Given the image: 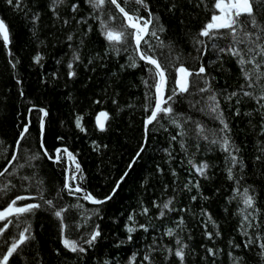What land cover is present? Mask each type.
Segmentation results:
<instances>
[{
	"label": "trees",
	"instance_id": "obj_1",
	"mask_svg": "<svg viewBox=\"0 0 264 264\" xmlns=\"http://www.w3.org/2000/svg\"><path fill=\"white\" fill-rule=\"evenodd\" d=\"M72 3L79 6L78 11H72ZM148 3L165 28L158 33L164 47L151 38L153 48L149 54L165 63L166 57L171 58L173 64L169 71L173 74L180 64L193 71L201 64L205 66L200 86H204L207 79L217 94L231 129L227 135L239 148L235 154L242 161L243 169L238 164L233 169L235 179L230 180L228 153L219 144L209 142L224 133H219L222 125L213 118L214 114L207 109L198 110L205 107L201 97L208 93L185 94L172 103L186 133L183 137L172 140L181 129L163 115L158 123L149 125L145 133V118L150 115V111L145 112L149 103L146 94L153 96V106L155 103V89L144 83V80L153 83L147 71L151 65L134 57L139 67H121L129 63L130 55L134 56V42L129 38L127 51L122 50L118 55L102 34L97 13L85 0H65L58 8V16L51 10L52 0H22L19 9L0 0V18L9 27L10 40L5 46L0 36V170L14 151L19 157L9 169L13 175L0 178V187L7 179L15 185L7 192H0V210L17 195L36 197L20 201L19 205H42L26 217L33 239L22 252L10 258L9 264H129L133 253L136 254L135 264H147L143 256L149 252L152 264H179L166 251L178 247L177 239L187 245L185 264H234V258H238L239 264H264V253L259 247V243H264V160H256L257 155L264 156L260 152L264 146L260 129L264 123V108L255 98L240 94L242 85L253 97L264 94V80L248 88L236 58L212 47L213 43L226 47L228 41H210L199 36L201 28L211 18L214 0H203V3L201 0H148ZM173 3L176 8L170 11ZM121 5L130 13L138 9V14L147 18V12L133 0H121ZM106 11L117 16L113 23H120L115 6ZM37 14L39 18L34 19ZM259 18L264 19V16ZM82 19L86 22L78 23ZM65 20L69 23L65 24ZM69 36H72L71 41ZM197 39L204 44H197ZM37 54L43 57L39 64L34 61ZM75 56L79 59H74ZM69 63L73 64L71 71L76 73L71 78ZM174 86L170 80L169 88ZM234 91L238 95L229 101L226 97ZM167 95L165 92V99ZM196 100H201V104L193 107ZM237 108L240 115H236ZM39 109L49 113L45 118V148L53 156L56 149L67 148L72 152L84 176V180L78 182L99 199L109 195L120 182L111 200L93 205L82 199L77 201L63 190L65 177L70 175L66 168L74 170L75 165L66 155L61 163H53L43 156ZM102 111L109 114L103 132L95 122ZM78 115L84 117L85 132L75 125ZM28 117L30 132L17 150L16 141L23 125L29 122ZM197 124L204 127L209 140L198 136ZM33 153H40V159L31 161L33 167L20 169L19 164H25ZM189 160L197 165H209L206 178L196 172ZM23 175L34 179L21 181L19 177ZM197 182L199 188L195 187ZM237 187L241 193L248 188V194L255 198L254 226L247 232L254 239L259 235L261 240L248 248L244 247L248 237L242 234L241 227L244 204L241 195L234 191ZM39 190L43 191L45 200H53V207L39 199ZM168 200L172 201L169 206L172 210L163 209L165 215L160 217L162 205ZM154 202L161 207L157 208ZM77 203L83 208L73 207ZM65 206L69 208L64 213L65 235L69 238L79 240L81 234L90 233L97 224L102 230L94 246L83 245L87 249L84 253L70 252L62 245L61 221L54 212ZM144 208L149 210L146 215ZM97 211L98 215L94 214ZM248 211L253 212V209ZM205 212L215 224L208 222ZM89 215L91 219L87 218ZM129 215L135 216L137 225L148 228L147 232L142 229L134 232L132 240H128L125 230V225L130 223ZM181 218L183 223H180ZM169 228L173 229L174 236L166 235ZM18 231L10 225L0 240L10 242ZM206 232H219V236L209 240ZM6 247L7 244L0 245V254ZM207 248H213L216 255H208Z\"/></svg>",
	"mask_w": 264,
	"mask_h": 264
},
{
	"label": "snow or ice",
	"instance_id": "obj_2",
	"mask_svg": "<svg viewBox=\"0 0 264 264\" xmlns=\"http://www.w3.org/2000/svg\"><path fill=\"white\" fill-rule=\"evenodd\" d=\"M9 5L14 6L19 9L22 5V0H6ZM85 2L97 13V19L100 20V26L102 29V34L105 39L111 45L114 51L119 55L120 52L127 51V44L129 38L134 42V56L130 55L128 57L129 63L127 65H122L121 67H132L136 68L140 65L136 62V58L141 61H144L146 65H151L147 68L150 78L153 83L149 84L148 80H144L146 87L154 88L155 94L154 106L151 101L153 96L146 94V100L149 101L145 106V112L150 111V115H147L145 118V131L147 133L148 126L158 123L161 119V116L168 118L176 127L180 128L181 131L177 133L176 136H172V140H176L177 136L183 137L186 133L183 130V125L178 120V115L174 112L172 103L176 101L177 97H184L185 94L194 95L201 93H208L206 97H201V100L204 101L205 107H201L199 111H205L206 109L214 114L213 118L219 120L222 127L219 129V133H224L218 139H211L210 144H219L221 149L228 153L227 159L230 162V167L228 168V178L230 180L235 179L233 175V169L240 164L241 170L243 169L242 161L238 158L235 153L239 152V148L232 144L230 137L227 135L231 131L228 122L224 118V112L220 107V101L217 99V94L211 88V84L207 79H204V86H200V79H203V75L206 73L205 66L200 65L198 70L193 71L185 67L183 64H180L175 68V74L169 71V66L173 64L171 58L166 57L167 63L164 60H161L154 54H149L153 48V45L150 43V39L154 38L159 41V46L164 47L163 41L160 40L158 33L165 31L163 24L160 23L159 15L152 12L148 0H133V3L138 5L140 8L144 9L147 12V18L138 14V9L134 13L126 11L125 7L121 5V0H85ZM191 2V0H190ZM65 3V0H52L51 10L57 16L58 8ZM203 3V0H201ZM115 6V10L120 14V23H113L117 20V16L112 12L106 11V8H111ZM198 6V5H197ZM78 5L76 3L71 4V9L73 12L78 11ZM176 8V5L173 3L170 5L169 10ZM212 15L210 20L204 24L199 32V36L206 37L210 41L217 40H226L228 41L227 46H218L213 43L212 47L217 48L221 53H228L232 57L236 58L237 64L240 66L241 73L244 76V79L248 82L247 87L252 88L257 81L264 80V19L259 17L264 16V0H214L213 7L211 9ZM101 16H104V19H101ZM243 17V19H241ZM38 14L34 16V19H38ZM79 22H86L82 19ZM65 24L69 23L68 20L64 21ZM0 36L3 38L5 46L10 42L9 40V27L7 26L4 19L0 18ZM68 40H72V36L68 37ZM197 44H204V41L197 39ZM117 45H122L123 47H116ZM146 46V48L144 47ZM199 51V49H198ZM43 59L42 56L37 54L34 57L36 63H40ZM74 59L78 60L79 57L75 56ZM91 63V61H89ZM251 67H248V66ZM68 68L69 77H74L76 73L71 71L73 64L69 63ZM171 80L174 87L169 88V81ZM244 85L241 86V93L244 97L255 98L256 103L260 105L261 108H264V94H261L258 97H253V93L244 90ZM165 92H168L167 99H165ZM23 95V93H21ZM238 95L237 92H232L227 95V99L230 101L233 97ZM201 100H196L193 103V107L201 104ZM115 103V101H113ZM100 103V101H96ZM236 103L239 104L240 100L237 99ZM167 105V106H165ZM259 110V109H258ZM257 110V111H258ZM32 109H29L31 112ZM42 113V116L39 119L40 127V149L43 151V156L47 157L48 160L53 163H61L64 159V156H67V159L75 165L74 170L69 167L66 168V172L70 175H66L63 190H66L69 196H73L79 200H85L93 205H102L107 201L111 200L116 194L118 188L120 187V182H117L116 187L113 188L112 192L105 196L103 199H99L94 196L92 193L88 192L87 189L81 183L84 180L83 172L80 164L76 161L75 156L72 152L68 151L67 148L56 149L55 155L49 153L44 145V131H45V118L49 115L46 109H39ZM236 115H240L239 108L236 109ZM251 116V113H247ZM190 119V118H189ZM83 116H77L75 119L76 127L81 131L85 132L86 129L83 125ZM109 120V114L107 112H100L96 116V124L100 131H106L105 123ZM264 120V116H262ZM31 120L28 123L24 124L20 133L19 138L16 141V148L19 150L21 148V142L25 141L28 138L30 132ZM198 136H202L205 140H209V136L205 134V129L203 126L197 124ZM261 135H264V123L260 126ZM213 135H217L213 133ZM58 139H62L58 138ZM95 143V142H94ZM97 149L98 145L95 146ZM181 147H184L181 143ZM143 149H141L142 151ZM260 152L264 153V146L260 148ZM139 155V153H137ZM19 159L17 152H13L11 159L8 161L7 165L0 170V178H6V176H11L13 173L9 172L10 168H13L14 162H17ZM40 153H33L27 157V162L25 164H19V168L23 169L24 167H33L31 161L39 160ZM256 160H264V156L257 155ZM189 164L195 168L196 172L200 176H205L209 167L207 163H201L199 165L193 163L192 160L188 161ZM131 166V165H130ZM127 175V173H125ZM21 181L32 180L34 177L27 175L20 176ZM124 177H121L123 181ZM81 181V182H78ZM191 183V182H190ZM239 184V181H236ZM15 187L11 179H7L6 183L0 187V192H7L9 187ZM23 187V184L21 185ZM195 187L199 188V182L195 184ZM237 194H240L243 200L244 208L241 210L243 215V220L241 222V227L243 230L242 234L247 236L248 239L244 243V247L248 248L253 244L261 240V237L257 235L255 239L251 236H248L247 229L254 226L253 221L255 220L254 212L255 209V198L248 194V188H244L241 193L240 188L237 187L234 190ZM29 199H36L33 196L17 195L2 209L0 210V237H3L4 234L8 231L10 225H14L19 229L18 234L11 238V241L0 240V245L7 244V247L3 250V254H0V264H9L10 258H13L14 255L22 252L23 247L26 246L32 239L31 235V225L27 224L26 217L33 214L36 210L41 208L40 203H27L19 205L18 202L25 201ZM39 199L44 201L46 205L50 208L53 207V200H45L43 191L39 190ZM193 200L196 199L195 196L192 197ZM171 200L163 203L162 209L159 212L160 217L165 215L163 209H170ZM155 205V202H154ZM157 208H160V205H155ZM73 207L83 208L82 204L77 203ZM248 209H253V212H249ZM69 210L67 206L61 207L59 210L54 212V215L61 221V242L65 249L73 253H84L87 249L83 245L88 247L94 246L96 241L101 238L102 230L97 224L93 227L92 231L88 234H81L80 239H71L65 235V228L67 225L64 224V213ZM148 209H143V214L148 213ZM98 215V211L94 213ZM207 216L208 222L215 224V221L212 219L211 215L204 213ZM15 218V221L13 220ZM25 218V219H22ZM91 219V215L87 217ZM129 224L125 225V230L128 233V240H132V234L140 229L147 232L148 228L143 224H136L135 216L129 215L128 217ZM180 223H183V218L180 219ZM79 227V225L77 226ZM168 236H174L175 233L173 229L169 228L166 232ZM206 236L209 240L214 239L215 236H219V232L212 233L206 232ZM176 247L174 250L172 248H167L166 251L169 255L174 256L179 264H185V251L187 247L186 244H183L181 240L177 239ZM239 247V245H236ZM259 247L264 253V243H259ZM153 251L155 249H152ZM208 255L215 256L216 251L213 248L206 249ZM231 256V253H229ZM143 261L147 264H152L151 253L145 254L143 256ZM136 254L133 253L132 257L129 260V264H135ZM108 264V262H105ZM234 264H239L238 258H234Z\"/></svg>",
	"mask_w": 264,
	"mask_h": 264
},
{
	"label": "water",
	"instance_id": "obj_3",
	"mask_svg": "<svg viewBox=\"0 0 264 264\" xmlns=\"http://www.w3.org/2000/svg\"><path fill=\"white\" fill-rule=\"evenodd\" d=\"M99 114V113H98ZM97 114V115H98ZM28 121H29V117H28ZM95 122H96V119H95ZM107 123V122H106ZM106 123H105V128H106ZM96 126H97V124H96ZM149 127V126H148ZM98 128V127H97ZM99 129V128H98ZM145 133H146V131H145ZM17 149V148H16ZM16 152V151H15Z\"/></svg>",
	"mask_w": 264,
	"mask_h": 264
}]
</instances>
